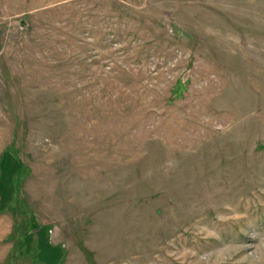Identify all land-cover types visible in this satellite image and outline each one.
Returning <instances> with one entry per match:
<instances>
[{"label":"rangeland","instance_id":"1","mask_svg":"<svg viewBox=\"0 0 264 264\" xmlns=\"http://www.w3.org/2000/svg\"><path fill=\"white\" fill-rule=\"evenodd\" d=\"M0 264H264V0H0Z\"/></svg>","mask_w":264,"mask_h":264}]
</instances>
